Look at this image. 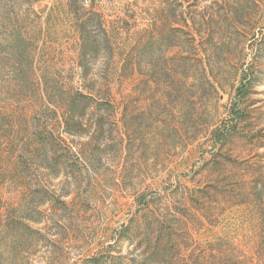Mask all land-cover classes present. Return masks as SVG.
Wrapping results in <instances>:
<instances>
[{"label": "rangeland", "instance_id": "374dc122", "mask_svg": "<svg viewBox=\"0 0 264 264\" xmlns=\"http://www.w3.org/2000/svg\"><path fill=\"white\" fill-rule=\"evenodd\" d=\"M68 3L0 0V264H264V0ZM216 12L227 24L207 30ZM209 31L224 43L209 57L216 88L200 50ZM247 69L244 120L214 145ZM38 80L51 121L71 87L93 93L88 116L65 125L62 110L50 131L64 172L11 155L13 116L38 103ZM21 183L64 204L50 193L19 211Z\"/></svg>", "mask_w": 264, "mask_h": 264}, {"label": "trees", "instance_id": "16d2710c", "mask_svg": "<svg viewBox=\"0 0 264 264\" xmlns=\"http://www.w3.org/2000/svg\"><path fill=\"white\" fill-rule=\"evenodd\" d=\"M72 0H69L68 6H70ZM238 4V3H237ZM237 7V5H236ZM236 10L233 9L229 11V14L231 15L228 21L234 20L236 16ZM192 24L195 25L196 23L192 21ZM227 24L226 18H224L220 13L216 12L212 14V16L207 20L204 25L206 26L207 30H211L216 26V29L219 26H225ZM218 30V29H217ZM80 32V51L77 54L78 57V63L77 67L80 69V58L84 57V51L83 47L85 45L84 42V36L85 31L84 28H79ZM259 32V31H258ZM198 36H200V33H197ZM256 34H253V37ZM264 36V35H263ZM22 35L20 33H16L13 35L14 43H20L22 40ZM203 40V43L200 45V50L203 53V59H205L204 62H202L203 66H205V70H209V75L211 77L210 79V86L213 88L215 87L214 83V76L212 75V61L218 58V54L220 49L223 48V38L222 35L217 33L216 31H209L205 33V35L201 38ZM218 45L214 44L216 42ZM220 43V44H219ZM15 45V44H14ZM20 45V44H19ZM18 46V45H17ZM20 46H23L22 43ZM86 45L85 47H87ZM148 51V50H147ZM218 51V53H217ZM211 57L215 59H210ZM24 55V57H21V60L23 62H26L28 64V69L31 70L34 73V70L32 68V61H29L31 57L26 55V48L23 47V53L21 52V56ZM26 55V56H25ZM17 63V64H16ZM22 63V61H21ZM18 58H15V61L13 62V67H19L22 66ZM254 71L252 69H247L242 72L238 79V85L234 89V97L231 101V106L228 109V115H229V122L226 126H223V130L216 134L217 132L213 131V137L215 138L213 140V144L217 145L225 141L227 138V135L235 134L236 127L238 123L242 122L244 120L245 116V109L241 106L242 101L245 100V98L250 94L251 89L253 86H255L256 78L254 76ZM39 93H40V99L38 103L35 104V106L28 108V110L18 111L13 116V123L10 125L12 133V138L9 137V141L11 146H14L11 150V155H17L20 157H25L29 161L32 159H37L39 163V169L48 170L49 168H55L56 171H63L66 170V165L64 164V161L62 160L63 154H59L58 151L54 150L55 140L53 141L50 139L51 136V129L59 127L60 125V112H66L67 118L62 119L64 120V124L66 125L68 123V120L76 119L79 123V119L84 118L88 116L90 111L89 102L93 98V93H91L90 89L86 87V85H82L80 88L73 89L71 87V91L67 93V95L64 97V105L63 107H53L52 113L54 114V121H51L47 116V108L46 103H49L46 98L45 94V88H43V84L41 80H38L37 83ZM17 89L19 88V91L26 90V86H16ZM80 112L77 114L76 111ZM63 116V115H62ZM50 133V134H49ZM61 139V138H60ZM62 141V140H61ZM55 144V145H54ZM72 146H67L68 154H71L75 159H77V162L80 165H84L82 160H80V157L77 156L76 152L73 149ZM23 173V172H22ZM17 198L19 199V203L16 204L19 211L22 209H39L44 207L48 202V197L50 193H52V196L59 199L63 198L64 195L61 193H57L55 195L56 190L51 191L49 187H46L45 185H42V183H21L20 190H17ZM60 203L64 204V202L60 201ZM16 223H18L16 221ZM21 224V223H20ZM24 227L29 229V226L25 223ZM7 229V228H6ZM158 239V238H157ZM155 251V248H153ZM152 254V253H151ZM115 260V259H113ZM91 261L98 263V261H95L94 259H91ZM104 264H125L123 262H116V261H107Z\"/></svg>", "mask_w": 264, "mask_h": 264}]
</instances>
